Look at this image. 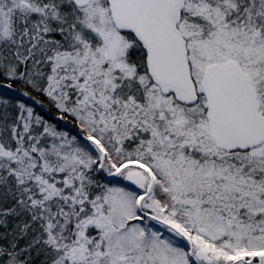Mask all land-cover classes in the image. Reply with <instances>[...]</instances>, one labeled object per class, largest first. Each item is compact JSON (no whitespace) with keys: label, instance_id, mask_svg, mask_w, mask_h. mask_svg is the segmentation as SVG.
I'll return each mask as SVG.
<instances>
[{"label":"snow or ice","instance_id":"1","mask_svg":"<svg viewBox=\"0 0 264 264\" xmlns=\"http://www.w3.org/2000/svg\"><path fill=\"white\" fill-rule=\"evenodd\" d=\"M0 264H264V0H0Z\"/></svg>","mask_w":264,"mask_h":264}]
</instances>
